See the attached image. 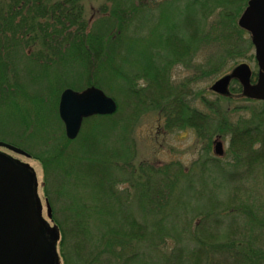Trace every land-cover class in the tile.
Here are the masks:
<instances>
[{
    "label": "trees",
    "instance_id": "1",
    "mask_svg": "<svg viewBox=\"0 0 264 264\" xmlns=\"http://www.w3.org/2000/svg\"><path fill=\"white\" fill-rule=\"evenodd\" d=\"M142 1H133L130 13H119L123 5L115 3L117 7L103 11L89 26L81 0H0V109L13 103L15 119H20L22 87L33 85L36 69L41 87L64 86L62 78L72 70L88 73L85 86H99L92 77L107 71H115L120 85L126 86L118 89L127 106L85 119L76 139L65 137L57 144L58 153L37 157L60 233L63 264H264V240L259 242L255 232L264 222L256 211L262 215L264 208L244 204L248 202L238 196L248 173H264V101L250 117L233 124L227 113L211 116L184 93L182 100V93L169 83L171 65L192 61L199 49L214 54L198 65L204 77L251 49L236 23L247 0L180 1L185 8L176 13L182 19L167 18L166 30L149 43L152 58L139 70L150 84L145 89L154 107L146 104L145 92L133 87L138 75L113 66L114 53L128 39L123 32L131 29L135 13L147 7ZM171 5L165 3L168 11ZM215 11L218 19L209 21ZM161 51L166 59H159ZM21 53L29 63L24 74L16 61ZM56 90L46 93L48 101L58 96ZM152 110L160 112L167 130L194 128L209 147L214 134L228 135L234 164L228 169L220 162L223 156H212L214 164H204L213 173L208 186L202 175L181 162L138 160L129 133L133 122ZM69 144H77V153L64 158ZM224 188L229 196L221 199Z\"/></svg>",
    "mask_w": 264,
    "mask_h": 264
},
{
    "label": "rangeland",
    "instance_id": "2",
    "mask_svg": "<svg viewBox=\"0 0 264 264\" xmlns=\"http://www.w3.org/2000/svg\"><path fill=\"white\" fill-rule=\"evenodd\" d=\"M133 1L139 0H81L85 8V17L88 20L89 26L103 11H111L113 7H117L115 3H121L123 5V7H118L119 13L121 9H124L127 13L132 12L133 10L130 9V7L133 6ZM180 1L181 0H143L142 2L145 3L147 7H143L140 12L135 13L131 29L123 32L125 37L128 36V39L123 42L124 45L121 47V50L114 53L116 56V58L114 57L113 59L116 60L113 64L114 68L119 69V71H133V74L136 73L138 75L133 87H136L135 90L139 92L142 91V93H146L149 98L146 104L150 103L151 107L155 105L152 103L154 99L148 96L147 89H145L146 87L148 88L150 84L145 77L140 75L141 72L139 70L144 66L147 59L152 58V45L149 43H153L152 39H156L158 35L161 36L164 30H166L165 23L167 18L169 20V17H173L177 22L182 19L180 14L176 13L178 8H185L183 2L180 3ZM167 2L172 3L169 11L165 7V3ZM243 10L236 18V23H238ZM167 12L169 13L166 14ZM210 14L211 17L209 21H216L218 19L216 11ZM181 31V29H177V32L180 33ZM211 36L216 37L217 34L211 33ZM243 37L250 39V34L244 31ZM129 40L132 41L125 43ZM130 46L133 47L130 48ZM154 51L157 53V51H160V48L154 49ZM194 53L192 61L188 63L176 62L174 65H171L169 83L173 85L178 93H182V100L184 93L187 95L185 99L190 101L193 106L211 116H216V112L219 113V116H222L223 113H227V120L233 124L237 123L242 116L245 118L250 117L252 110L262 105L260 101L240 97L241 87L237 81H234L230 86V95L227 97L214 93L209 89L218 78L230 72L239 63H248L254 73L258 72L259 67L255 58V48L253 46L248 52L245 51L241 57L229 59L219 72L207 77L200 74V67H198V65L213 58L214 54L207 49H199ZM159 55L161 56L159 59L167 58L163 51H161ZM25 58L26 56L21 53L16 60L19 62L21 74L26 72L29 64H27V59ZM102 73L105 74L100 75ZM33 74L35 75L33 85L27 88L22 87L24 96L19 98V104L22 106L21 112L18 109L20 119H15V114L17 113L14 107L12 108L13 103L10 108L0 109V140L10 142L17 147L25 149L30 154V157L17 154L5 148H1V150L29 163L35 169L39 182L38 191L44 206V216L48 219L45 203L46 195L41 186L44 181V172L42 164L37 157H48L59 152L61 146L57 144H63V142H65L64 138L66 137L64 123L60 119L58 113L60 95L66 88H72L77 91H82L86 88L85 81L88 73L79 70L78 72L76 70L70 71L63 76L62 80L64 86L62 87H41V81L39 80L41 76L40 71L36 69ZM100 74H98V76L96 74L95 78L94 76L92 77V80H98L100 82L97 87L112 97L116 101L118 108H122L123 105L127 106L128 101L124 95L121 96L118 89L126 86L125 84L124 86L120 85L123 82L118 78L116 72L114 71L111 73L107 71L101 72ZM52 89L59 90H56L58 96H55L51 101L49 98L48 101L46 93L49 94ZM119 101L122 104H120ZM204 101L207 102L206 106L201 104ZM161 116L162 115L158 111H147L138 118V122H133V133L130 131L129 136L132 139L134 138L138 160H156V162L159 161L157 162L158 164L181 162L188 169H194L200 174L199 176L202 175L208 186L212 185L213 173L209 168H205L204 164H214V161L211 159L212 156L219 153L217 152L219 143L222 145V153L220 154L224 153L220 162L228 169L234 164L233 157L228 152V147L230 146V138L228 135L223 136L214 134L210 144L211 147H209L207 141L197 137V132L194 128L186 127L185 129L167 130L164 127V119ZM21 119H23V121H21ZM24 119L29 121V123L25 122ZM17 122L21 125L20 127H18ZM212 133L213 130L209 134ZM126 136L128 135L126 134ZM75 145L69 144L68 147H66L64 158H66V156L71 157L73 154L75 155L77 153V147ZM244 168L245 167H241L239 170L244 171ZM247 179L248 181H244V184L238 187L239 198L248 202L244 204L250 205L251 202V204L255 203L264 208V173L259 170L254 173H248ZM225 185L229 186L227 181H225ZM232 185L233 184H230V187L236 186ZM197 186L201 188V184L198 183ZM197 186H194L195 190H198ZM230 187L229 192L231 193L233 190L231 191ZM227 191L226 188L222 190L223 193H220L221 199L225 196H229L225 194ZM238 204L239 202L234 205L236 206ZM192 210H195V208ZM261 213L262 215L256 211L257 216L264 220V214L263 212ZM255 232L258 236L257 240L259 242L263 241L264 222L263 227L257 226ZM258 247L260 246L258 245Z\"/></svg>",
    "mask_w": 264,
    "mask_h": 264
},
{
    "label": "water",
    "instance_id": "3",
    "mask_svg": "<svg viewBox=\"0 0 264 264\" xmlns=\"http://www.w3.org/2000/svg\"><path fill=\"white\" fill-rule=\"evenodd\" d=\"M239 25L252 34L260 66L258 80L252 83L251 68L247 63H241L211 88L227 94L230 81L236 78L246 96L264 99V0H249ZM117 107L116 101L96 86L82 91L67 88L60 96L59 116L67 137L75 139L85 118L112 114ZM0 147L29 156L25 150L4 141H0ZM217 152L222 153L221 143ZM47 209L51 218L48 202ZM58 239L57 227L51 226L43 216L35 171L29 164L0 151V264H60Z\"/></svg>",
    "mask_w": 264,
    "mask_h": 264
}]
</instances>
